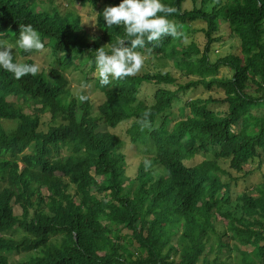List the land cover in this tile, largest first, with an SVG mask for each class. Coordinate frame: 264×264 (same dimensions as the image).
Wrapping results in <instances>:
<instances>
[{
    "label": "trees",
    "instance_id": "16d2710c",
    "mask_svg": "<svg viewBox=\"0 0 264 264\" xmlns=\"http://www.w3.org/2000/svg\"><path fill=\"white\" fill-rule=\"evenodd\" d=\"M70 1L96 9L98 41L73 12L0 0V39L14 44L20 25L30 24L43 48L13 50L22 63L42 51L50 60L47 71L19 79L0 70V125L10 124L0 126V264H207L212 250L210 264H264V0H161L179 35L137 50L171 60L194 79L185 85L160 72L101 85L94 51L130 39L100 17L120 0ZM194 23L201 51L182 43ZM226 38L237 40V52L211 60ZM81 66L104 98L96 112L77 103L65 77ZM220 69L231 75L217 77ZM142 83L159 87L150 103L139 99ZM188 90L199 95L182 99ZM177 103L180 119L168 130ZM128 121L130 142L150 147L132 178L123 142L110 133ZM199 154L208 158L195 163ZM257 171L260 183L233 192Z\"/></svg>",
    "mask_w": 264,
    "mask_h": 264
},
{
    "label": "rangeland",
    "instance_id": "374dc122",
    "mask_svg": "<svg viewBox=\"0 0 264 264\" xmlns=\"http://www.w3.org/2000/svg\"><path fill=\"white\" fill-rule=\"evenodd\" d=\"M35 4H37V9L39 10V7L41 6L42 8L51 11V9H56L57 12L60 15H65L68 12H73L75 15L79 16L81 24L83 26V31L86 35H88L89 39L93 41H98V38L100 36V33L96 29L95 26V14H96V9L92 8L90 5H81L80 2H74L72 3L70 0H33ZM102 6L101 4H98L97 8H100ZM192 4L188 2L185 6L184 9L186 11L191 10ZM200 24H193L192 25V31L186 33L183 35L182 43L184 47L187 46H194L198 50H202L205 40L204 36L200 32H194L193 30L196 28H199ZM105 46V50H108V47L104 44H100V47ZM238 42L234 38H226V40L222 43L221 46L215 47L214 52L210 55L211 60H214L217 58V56H223L227 55L229 53L237 52L238 50ZM11 53L14 52V50H10ZM235 52V53H236ZM18 60H21L20 57H18ZM31 62L35 63L39 67L40 70H45L47 71L50 68V60L48 56H46V52L42 51L41 53H37L34 57L31 58ZM87 69L84 66L79 67V69L75 72L68 71L65 73V77L68 80L69 84V89L71 91V94L73 97L77 99V103L79 104L81 100L79 97L81 95L86 96V100L91 106V110L93 112H96V108L103 102L104 98L99 93L98 91L94 90V87L92 85V80H86L83 72H85ZM156 72L160 73H169L176 79V82L180 85H185L188 81H193L194 79H183V76L179 70H176L173 66V62L167 58H162V57H150L147 59L144 57V63L141 67V69L134 74V76H142V75H147V74H154ZM96 73H94L95 75ZM231 73L226 70V69H220L218 72L217 77H229ZM191 78V77H190ZM162 87V86H160ZM166 87V86H165ZM157 87H153L152 85H147L142 83L139 91V99L140 100H145L147 103L151 102V97L154 94V91ZM170 90H174V85L166 87ZM191 89V88H190ZM250 89V87H249ZM248 89V90H249ZM254 87L251 88L250 92L253 95H256L254 92ZM199 95V91L197 90H188L184 95H182V99L186 98H194ZM180 96V95H179ZM210 96L220 99L222 97V94L220 92H212ZM8 101H13L12 98H8ZM183 104H174L171 110V113L173 114L172 120L168 123V130L171 129L173 124L180 119V114H179V108H181ZM259 113L264 115V109H260L258 111ZM49 115L44 116V120H48ZM131 124V121L124 122L119 124L115 129H111L110 133L116 135L120 140L123 142V149H122V154L125 157V162H126V173H128V176L132 178L133 174L132 171L136 168L139 167L141 163L142 156L145 154L146 150H149V146H141L137 144H132L127 136V129L129 128ZM10 124L7 123H1V127L6 128ZM46 127L42 126L43 131H45ZM214 152L211 151L209 154V158L213 156ZM208 156H203L201 154L197 155L195 157V163H198L202 161L203 159H207ZM220 165L224 168L227 167V163L225 162H220ZM19 168L21 169V165H19ZM264 173V168L262 170ZM262 181V173L257 171L253 172L251 175L245 177L239 183L237 184L236 187L233 188V192L236 194L241 193L244 191L246 188H251L252 186L257 185ZM15 215L20 214V209L15 208L14 209ZM216 228L218 231H223L225 227L221 224H217ZM18 239V237H17ZM214 242L210 243L209 245H213ZM209 250V248H208ZM207 251V250H206ZM214 253L215 251L212 250L207 253L206 259H207V264H210L214 258ZM233 255V253H231ZM13 260H17L18 257L12 255ZM226 257L225 255H220V258L223 259ZM203 260L200 261L199 264H203Z\"/></svg>",
    "mask_w": 264,
    "mask_h": 264
},
{
    "label": "clouds",
    "instance_id": "9594fccd",
    "mask_svg": "<svg viewBox=\"0 0 264 264\" xmlns=\"http://www.w3.org/2000/svg\"><path fill=\"white\" fill-rule=\"evenodd\" d=\"M173 11L161 3V0H120L116 6L105 7L100 13L105 27L122 26L130 39H117L107 51L105 46L94 51L99 83L106 85L109 77L122 79L137 73L144 63V55L137 49L144 48L146 41L151 43L159 41L163 35H179L178 26L168 19ZM14 44L23 51H38L43 48L39 34L30 24L20 25ZM14 44L0 39V70L11 73L16 79L35 75L39 70L38 65L22 63L24 59L21 57L18 60L17 51L10 52ZM79 99L83 102L86 96L81 95Z\"/></svg>",
    "mask_w": 264,
    "mask_h": 264
},
{
    "label": "bare ground",
    "instance_id": "6f19581e",
    "mask_svg": "<svg viewBox=\"0 0 264 264\" xmlns=\"http://www.w3.org/2000/svg\"><path fill=\"white\" fill-rule=\"evenodd\" d=\"M18 1V0H17ZM3 5V4H2ZM25 8V7H24ZM17 9V8H16ZM28 9V8H27ZM33 9V8H32ZM28 12V11H27ZM31 13V12H30ZM33 13V12H32ZM45 16V15H44ZM29 18V17H28ZM46 18V17H45ZM48 24V23H47ZM51 24V23H50ZM13 37V36H12ZM79 59V58H78ZM58 234V233H57Z\"/></svg>",
    "mask_w": 264,
    "mask_h": 264
}]
</instances>
